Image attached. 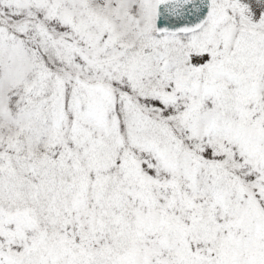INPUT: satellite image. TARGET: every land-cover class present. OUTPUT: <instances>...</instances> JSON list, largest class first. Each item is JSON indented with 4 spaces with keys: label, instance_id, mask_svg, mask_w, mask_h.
<instances>
[{
    "label": "snow or ice",
    "instance_id": "1",
    "mask_svg": "<svg viewBox=\"0 0 264 264\" xmlns=\"http://www.w3.org/2000/svg\"><path fill=\"white\" fill-rule=\"evenodd\" d=\"M0 264H264V0H0Z\"/></svg>",
    "mask_w": 264,
    "mask_h": 264
}]
</instances>
